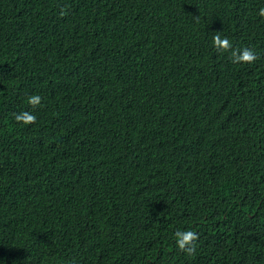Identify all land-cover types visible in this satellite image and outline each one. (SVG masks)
<instances>
[{
	"label": "trees",
	"instance_id": "16d2710c",
	"mask_svg": "<svg viewBox=\"0 0 264 264\" xmlns=\"http://www.w3.org/2000/svg\"><path fill=\"white\" fill-rule=\"evenodd\" d=\"M260 8L0 0V264H264ZM216 33L259 58L233 64Z\"/></svg>",
	"mask_w": 264,
	"mask_h": 264
},
{
	"label": "clouds",
	"instance_id": "9594fccd",
	"mask_svg": "<svg viewBox=\"0 0 264 264\" xmlns=\"http://www.w3.org/2000/svg\"><path fill=\"white\" fill-rule=\"evenodd\" d=\"M64 13H61L63 15ZM258 16L264 18V8H260L258 11ZM212 45L214 49L220 54H229L230 61L235 65H252L259 58L255 52V50L251 47H234L232 42L227 37H221L219 33H216L212 37ZM27 103L33 111H23L15 115V120L18 124L23 125H33L37 122V116L34 113V110L42 106V97L40 95L33 94L28 97ZM204 137L199 136L195 137V141L197 143H203V149L198 152H206L205 148V140ZM204 152V153H205ZM198 179L203 180V183L197 181V184H194L198 190L201 188L204 189L205 182L208 179V176L201 174ZM157 208L158 205H157ZM198 208H196L191 214L186 213L183 214V221L188 224L189 216L192 215L196 222L201 224L199 221V217L197 215ZM190 214V215H189ZM176 238V246L178 250L188 256L195 255L197 242L200 237L195 230H177L174 233Z\"/></svg>",
	"mask_w": 264,
	"mask_h": 264
},
{
	"label": "bare ground",
	"instance_id": "6f19581e",
	"mask_svg": "<svg viewBox=\"0 0 264 264\" xmlns=\"http://www.w3.org/2000/svg\"><path fill=\"white\" fill-rule=\"evenodd\" d=\"M262 235V234H261ZM263 236V235H262ZM262 238V237H261ZM196 260V259H195ZM200 261V260H199Z\"/></svg>",
	"mask_w": 264,
	"mask_h": 264
}]
</instances>
